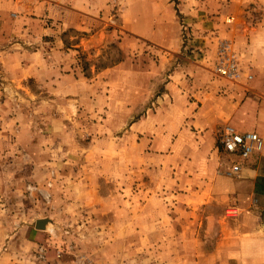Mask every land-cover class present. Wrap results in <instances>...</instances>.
I'll return each instance as SVG.
<instances>
[{
	"label": "rangeland",
	"instance_id": "rangeland-1",
	"mask_svg": "<svg viewBox=\"0 0 264 264\" xmlns=\"http://www.w3.org/2000/svg\"><path fill=\"white\" fill-rule=\"evenodd\" d=\"M169 3L175 50L135 32L159 18L148 5L118 2L85 29L45 21L55 34L33 41L2 30L0 45L37 47L43 69L15 77L0 62V264H245L254 254L244 215L261 203L232 190L249 157L222 147L234 125L206 120L230 94L262 96L264 0ZM221 44L238 79L216 73Z\"/></svg>",
	"mask_w": 264,
	"mask_h": 264
},
{
	"label": "crops",
	"instance_id": "crops-1",
	"mask_svg": "<svg viewBox=\"0 0 264 264\" xmlns=\"http://www.w3.org/2000/svg\"><path fill=\"white\" fill-rule=\"evenodd\" d=\"M118 2L124 6L148 5L156 7L159 11V18H150L149 23L146 22L142 31H135L134 29L132 31L140 33V35L158 44L159 47L169 50H175L177 46L179 49L181 48L182 45L179 43L181 30L178 31V21L174 17L175 11L173 14L171 9V6L175 4L174 2L173 5L170 4V0H0V38L2 30L6 29L9 24H12L15 35L22 36L21 33L24 32L28 34L26 37L32 41L41 38V35L55 34L52 29L42 25L45 21H51L50 24L54 22L78 24L79 27L85 29L91 23V19L96 20L94 17L99 12L104 14L105 8L116 5ZM131 19L133 17L123 20L126 22L124 27L128 30H130L129 26L133 25ZM0 44L3 42L0 41ZM38 50L37 47L21 46L19 43H14L11 46L0 45V55L2 56L0 62L7 67H9L8 62L11 63L10 66L14 65L15 77L29 71V75L38 79L39 73L43 69L37 62H34L33 57L37 55L36 51ZM251 52V49L245 50L244 57H247L245 60L252 59ZM262 63H264V59ZM239 64L244 70L249 68V64L241 61ZM48 68L46 67V69ZM50 70H53L52 64ZM52 76L53 74L50 78ZM45 78L48 79L49 76ZM255 91L261 93L262 96L249 92L251 95L247 96L246 94L245 97V93H240L236 98L237 100L234 101L231 97L232 94H230L229 98L220 101L219 105H221L218 112L215 111L217 112L215 114L212 111V113L207 114V126L228 122L239 130L257 132L264 142V88L258 86ZM211 105L208 103V106ZM205 109L203 108V110ZM245 124L247 128L243 127ZM244 163L247 166L243 167L244 164L242 165L245 173L244 178L238 181L232 190L240 196V199L244 200L245 205L249 204L251 198H256L260 201L261 207L260 211L251 210L244 215V217L248 216L250 220H253L250 223L253 225L244 229V232H254L253 239H246L244 244L253 248L254 254L249 257L247 255L243 258L240 257V261L245 262V264H264V145L260 152L250 155Z\"/></svg>",
	"mask_w": 264,
	"mask_h": 264
},
{
	"label": "built area",
	"instance_id": "built-area-1",
	"mask_svg": "<svg viewBox=\"0 0 264 264\" xmlns=\"http://www.w3.org/2000/svg\"><path fill=\"white\" fill-rule=\"evenodd\" d=\"M218 51V62L215 65L216 73L219 76L229 80L238 79L241 76L240 67H238L236 56L230 49L228 44H221ZM251 79V75H247ZM221 144L223 149L233 155L247 158L255 152L263 149L262 137L254 131H238L233 126H226L221 133ZM230 172L238 173L241 169L240 165L233 163L230 165Z\"/></svg>",
	"mask_w": 264,
	"mask_h": 264
},
{
	"label": "water",
	"instance_id": "water-1",
	"mask_svg": "<svg viewBox=\"0 0 264 264\" xmlns=\"http://www.w3.org/2000/svg\"><path fill=\"white\" fill-rule=\"evenodd\" d=\"M45 222H47L46 219L37 220L35 227L39 228V229H44L45 228Z\"/></svg>",
	"mask_w": 264,
	"mask_h": 264
},
{
	"label": "bare ground",
	"instance_id": "bare-ground-1",
	"mask_svg": "<svg viewBox=\"0 0 264 264\" xmlns=\"http://www.w3.org/2000/svg\"><path fill=\"white\" fill-rule=\"evenodd\" d=\"M46 223V222H45Z\"/></svg>",
	"mask_w": 264,
	"mask_h": 264
}]
</instances>
